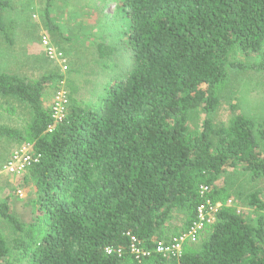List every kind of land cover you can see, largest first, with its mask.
<instances>
[{
	"label": "trees",
	"instance_id": "trees-1",
	"mask_svg": "<svg viewBox=\"0 0 264 264\" xmlns=\"http://www.w3.org/2000/svg\"><path fill=\"white\" fill-rule=\"evenodd\" d=\"M54 2L46 0L49 32H59ZM9 7L0 0V33L11 43ZM118 9L133 69L92 100L70 98L53 132L43 99L59 76L0 73V95L31 113L25 134L0 126V138L31 143L40 155L25 176L36 195L31 221L0 204L14 231L8 241L0 233V264H264V217L254 224L225 206L179 256L140 263L131 252L132 237L152 250L172 241L173 229L187 232L206 200L226 202L230 193L217 181L227 171L264 180V121H215L230 71L246 69L232 56L259 55L251 69L264 72V0H119ZM115 50L100 44L99 59ZM196 113L204 117L198 129L190 126ZM250 205L264 210L256 195Z\"/></svg>",
	"mask_w": 264,
	"mask_h": 264
},
{
	"label": "rangeland",
	"instance_id": "rangeland-1",
	"mask_svg": "<svg viewBox=\"0 0 264 264\" xmlns=\"http://www.w3.org/2000/svg\"><path fill=\"white\" fill-rule=\"evenodd\" d=\"M5 1L10 7L3 12V19L11 26L12 40L7 42L0 33V73L17 74L32 81L47 74H57L58 79L46 86L43 99L53 111L55 98L61 91H66L68 105L70 98L83 103L94 99L95 92L103 94L111 82L122 80L133 69L132 52L123 43L125 24L118 9L119 0H56L50 8V15L59 32H49L46 27V0ZM44 36L64 55V63L47 55L42 45ZM100 44L116 49L111 57L103 61L98 55ZM261 59L259 55L240 53L232 56L233 62L244 65L246 69L230 71L220 91V105L215 114L217 123L228 124L237 114L257 122L264 121V72L251 69ZM203 119L200 113L194 114L190 126L198 129ZM30 120L31 113L26 104L18 98L0 95V126L25 134ZM25 144L0 138V167ZM25 176L27 172L17 176H0V204L8 202L17 217L28 223L33 216L30 201L36 195L34 186L26 181ZM217 184L226 188L230 197L226 202L216 204L234 209L254 224L264 217V210L250 205L253 195L264 201V180L254 181L249 173L233 169L223 174ZM177 218L180 217H176L173 223L182 227ZM0 233L7 241L14 235L11 225L2 219ZM176 233L174 238L181 234L173 229L171 235Z\"/></svg>",
	"mask_w": 264,
	"mask_h": 264
},
{
	"label": "built area",
	"instance_id": "built-area-1",
	"mask_svg": "<svg viewBox=\"0 0 264 264\" xmlns=\"http://www.w3.org/2000/svg\"><path fill=\"white\" fill-rule=\"evenodd\" d=\"M42 45L51 59L60 60V62L63 63L65 62L64 55L56 50L47 36L42 38ZM55 99L53 111L55 122L53 126L49 127V132H53L55 124L62 121L68 105L66 91H61ZM39 158L40 155H36L33 151V144L27 143L22 150L16 152L6 164L0 167V176L22 175L26 173L33 164L38 162ZM207 191V187L201 188L202 195H205ZM221 207L222 205L219 203L216 204L211 200H206V202L198 208L196 220L187 232H182L170 242H159L152 250L145 249L143 244L137 240L136 237H132V254L135 255L136 260L140 263L152 256V254H157L165 258L179 256L182 253L185 243H196L201 232L215 223L216 215ZM107 251L110 253L112 250L108 249Z\"/></svg>",
	"mask_w": 264,
	"mask_h": 264
},
{
	"label": "crops",
	"instance_id": "crops-1",
	"mask_svg": "<svg viewBox=\"0 0 264 264\" xmlns=\"http://www.w3.org/2000/svg\"><path fill=\"white\" fill-rule=\"evenodd\" d=\"M4 1H5V0H4ZM55 1H56V0H55ZM51 7H52V6H51ZM51 7H50V8H51ZM44 11H45V10H44ZM49 11H50V9H49ZM50 13H51V12H50ZM44 16H45V12H44ZM51 17H52V16H51Z\"/></svg>",
	"mask_w": 264,
	"mask_h": 264
}]
</instances>
